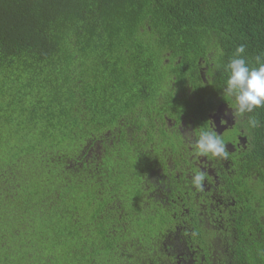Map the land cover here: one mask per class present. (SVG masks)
<instances>
[{
    "label": "trees",
    "instance_id": "16d2710c",
    "mask_svg": "<svg viewBox=\"0 0 264 264\" xmlns=\"http://www.w3.org/2000/svg\"><path fill=\"white\" fill-rule=\"evenodd\" d=\"M241 44L264 57V0H0V264H168L171 214L140 194L157 118L206 112ZM246 116L261 174L226 242L264 264V107Z\"/></svg>",
    "mask_w": 264,
    "mask_h": 264
},
{
    "label": "flooded vegetation",
    "instance_id": "af4514ba",
    "mask_svg": "<svg viewBox=\"0 0 264 264\" xmlns=\"http://www.w3.org/2000/svg\"><path fill=\"white\" fill-rule=\"evenodd\" d=\"M208 69L202 67L203 79ZM229 103L219 96L204 113L174 111L157 118L164 131L161 156L151 155L148 159L140 194L146 208L160 205L171 214L168 232L160 237L168 250V264H232L237 256L233 250L239 243L228 244L226 240L240 238L248 242L250 233L236 224L242 209L238 196H245L239 188L243 182L257 184L261 172L252 140L243 135L244 125L235 120ZM209 120L226 143L227 159H195L191 155L190 140ZM196 170L207 176L199 191L191 186ZM246 174L252 178L244 180Z\"/></svg>",
    "mask_w": 264,
    "mask_h": 264
},
{
    "label": "clouds",
    "instance_id": "9594fccd",
    "mask_svg": "<svg viewBox=\"0 0 264 264\" xmlns=\"http://www.w3.org/2000/svg\"><path fill=\"white\" fill-rule=\"evenodd\" d=\"M245 45L235 48L233 56L223 65V71L227 74L221 86L223 97H228L231 103L235 120L242 123L246 117L249 128H256L260 122L254 116H246L255 109L264 107V57H255V66L249 64L245 56ZM219 68L220 65L216 64ZM189 148L195 159L209 158L220 160L227 159L229 152L221 134H217L211 120L202 126L195 138L190 140ZM206 173L196 170L191 176V186L195 190H203Z\"/></svg>",
    "mask_w": 264,
    "mask_h": 264
},
{
    "label": "rangeland",
    "instance_id": "374dc122",
    "mask_svg": "<svg viewBox=\"0 0 264 264\" xmlns=\"http://www.w3.org/2000/svg\"><path fill=\"white\" fill-rule=\"evenodd\" d=\"M174 137H175V135H174ZM147 165V164H146ZM145 168H146V166H145Z\"/></svg>",
    "mask_w": 264,
    "mask_h": 264
}]
</instances>
